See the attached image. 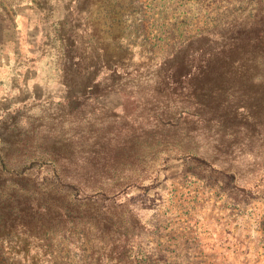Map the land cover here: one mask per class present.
Returning <instances> with one entry per match:
<instances>
[{
    "label": "rangeland",
    "instance_id": "obj_1",
    "mask_svg": "<svg viewBox=\"0 0 264 264\" xmlns=\"http://www.w3.org/2000/svg\"><path fill=\"white\" fill-rule=\"evenodd\" d=\"M0 264H264V0H0Z\"/></svg>",
    "mask_w": 264,
    "mask_h": 264
}]
</instances>
